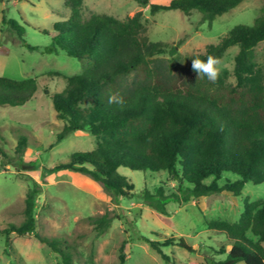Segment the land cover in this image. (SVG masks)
<instances>
[{
    "label": "trees",
    "instance_id": "16d2710c",
    "mask_svg": "<svg viewBox=\"0 0 264 264\" xmlns=\"http://www.w3.org/2000/svg\"><path fill=\"white\" fill-rule=\"evenodd\" d=\"M63 1L70 18L56 23L51 34L47 32L51 44L44 53L62 50L82 64L83 72L67 77L64 91L52 96L57 118L64 122L57 140L87 131L98 143L92 151L73 154L56 170L87 174L108 192L125 198L135 197V187L119 173L120 168L167 173L180 189L174 194L180 202L221 192L240 196L249 183L264 187V69L255 62L256 47L264 41V8L253 26L234 27L218 44L194 57L206 60L211 55L220 60L229 49L238 47L236 85H232L227 82V72L219 74L215 82L199 78L192 62V78L168 81L153 66L159 55L178 54V47L150 41L141 13L126 21L108 15H92L86 20L84 0ZM134 1L142 7L150 5L149 0ZM244 1L172 0L165 5L151 4L150 13L178 10L189 16L196 11L203 23L212 24ZM2 23L24 47L39 50L26 43L24 27L17 21L4 16ZM38 91L37 78L0 77V107L23 106ZM110 97L116 100L109 103ZM26 144V138H21L20 153ZM38 192L34 185L27 194L25 221L5 230L7 244L12 233L35 234L41 244L60 255L63 264H77L75 246L35 233ZM140 197L146 206L169 215L163 185L155 193L143 190ZM112 220L108 215L88 219L98 237L108 231ZM206 226L224 235L230 245L229 251H223L226 258L214 264H264V198L245 199L235 222L206 220ZM143 240L169 262L161 248L173 240ZM178 245L189 248L184 239ZM124 249L125 243L120 264L125 262Z\"/></svg>",
    "mask_w": 264,
    "mask_h": 264
},
{
    "label": "rangeland",
    "instance_id": "374dc122",
    "mask_svg": "<svg viewBox=\"0 0 264 264\" xmlns=\"http://www.w3.org/2000/svg\"><path fill=\"white\" fill-rule=\"evenodd\" d=\"M149 1L150 5H165L172 0ZM150 5L142 7L134 0H84L82 13L86 20L92 15H108L121 21L141 13L150 41L178 47V54L159 55L153 66L166 80L177 81L193 77L192 59L205 53L209 45L218 44L236 26H253L264 0H245L212 24L203 23L196 11L189 16L178 10L151 15ZM70 15L63 0H0V77L37 78L39 83L38 93L25 105L0 107V264H63L60 255L41 244L35 234H10L11 248L6 242L9 225L25 221L27 194L34 185L39 191L35 233L75 246L77 264H120L124 243V264H214L224 260L229 242L224 235L209 231L206 220L235 222L245 199L264 198L263 186L249 183L240 196L221 192L180 202L174 198L180 189L167 173L120 168L119 173L135 187V197L125 198L108 192L87 174L55 169L75 153L94 150L98 143L87 131L57 140L64 122L57 118L52 96L62 93L66 78L81 74L83 66L62 50L52 54L44 50L51 44L53 26ZM4 16L23 26L26 43L39 50L24 47L18 36L4 27ZM238 51L233 47L220 59V74L227 72V82L232 85H236ZM255 51L257 67L264 69V41ZM21 138L27 140L22 153L18 149ZM162 185L168 196V216L146 206L140 197L143 190L155 193ZM104 215L113 220L108 231L98 237L88 219ZM143 237L160 243L173 240L161 248L169 262ZM180 239L189 248L179 246Z\"/></svg>",
    "mask_w": 264,
    "mask_h": 264
},
{
    "label": "clouds",
    "instance_id": "9594fccd",
    "mask_svg": "<svg viewBox=\"0 0 264 264\" xmlns=\"http://www.w3.org/2000/svg\"><path fill=\"white\" fill-rule=\"evenodd\" d=\"M219 58L209 55L206 60L199 58L192 59V69L198 74L199 78H206L209 81L215 82L221 72ZM116 100L115 97L109 98V103Z\"/></svg>",
    "mask_w": 264,
    "mask_h": 264
}]
</instances>
